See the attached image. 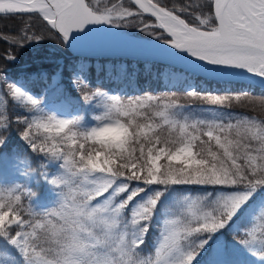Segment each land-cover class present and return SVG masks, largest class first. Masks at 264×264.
<instances>
[{
	"label": "snow or ice",
	"instance_id": "snow-or-ice-1",
	"mask_svg": "<svg viewBox=\"0 0 264 264\" xmlns=\"http://www.w3.org/2000/svg\"><path fill=\"white\" fill-rule=\"evenodd\" d=\"M0 14L28 16L15 34L0 32L4 65L47 39L73 50L93 34L135 28L140 47L187 66L189 97L224 107L264 89V0H0ZM200 73L240 87L205 95L191 79ZM48 79L69 112L47 108L30 76L11 78L0 65V159L14 131L47 159L32 171L28 153H8L17 170L57 193L40 206L28 180L0 182V264H264V119L185 114L175 93L94 89L76 66L73 102ZM154 224L160 235L145 255Z\"/></svg>",
	"mask_w": 264,
	"mask_h": 264
},
{
	"label": "trees",
	"instance_id": "trees-1",
	"mask_svg": "<svg viewBox=\"0 0 264 264\" xmlns=\"http://www.w3.org/2000/svg\"><path fill=\"white\" fill-rule=\"evenodd\" d=\"M115 2V0H113ZM127 2V0H126ZM162 2L171 6L174 3H180L181 0H162ZM28 21L27 15H0V32L5 34H15L24 22ZM33 22L37 28H42L41 22L33 17ZM36 28L33 29L35 31ZM136 33H139L135 30ZM142 36V35H140ZM8 47L7 43L0 40V54ZM0 65L6 66L8 75L12 78L17 70L22 71L24 74L35 70L41 71L38 74L40 82L43 84L47 81L50 75H59L60 90L64 96L75 102L77 98V91L73 87L71 74L72 67L82 68L83 73L87 76L90 86L92 88H99L103 91H114L115 94H120L125 97L140 96L145 93H150L158 96H168L175 93L180 104L184 105L187 109L185 114H196L200 117L210 116L212 113H223L227 118L228 113L235 118L251 117L257 120L264 119V110L261 109L258 103L256 106H250L248 109L231 107L213 106L210 104L202 105L201 103H185L183 104L182 95H184V79L188 75L187 72L181 71L177 68H170L168 65H159L155 62L147 61H126L125 59H105L93 57L83 58V56L73 57L68 48L64 45H58L54 40L47 39L40 43H34L21 49L18 58L15 62L4 65L0 61ZM43 76L44 78H41ZM193 82L199 80L202 85V91L216 93H224V89L232 87L239 88L240 84L233 83L227 84L218 81H211V79L201 78L196 76L191 78ZM38 93H41L40 86L32 87ZM247 90V89H246ZM250 93L259 97V101L264 99L262 93L263 89L253 87ZM40 99L45 100L46 94L41 93ZM212 107V108H209ZM208 108V109H207ZM86 116V119L91 121L93 112L81 113ZM15 128V125L13 126ZM166 134V133H165ZM5 158L0 159V182L11 184H25L28 178L23 174V168L18 171V164L15 161L14 155L8 153L25 152L28 153L32 159V171H35L38 166L47 162V159H40L36 154H31L27 145L20 140L19 136L13 131L10 135L8 146L4 150ZM163 162V161H162ZM10 168H16L17 174L8 175L7 171ZM11 170V169H10ZM52 174L56 172V164L53 162L47 169ZM29 187L36 193L34 202L40 206H52L56 202L54 196H50L49 192L54 190V187L48 184L45 180L39 177L28 180ZM27 204V200H25ZM162 225H153L151 232L147 237V247L145 248V255L152 251L153 245L156 243ZM231 241V235L225 237Z\"/></svg>",
	"mask_w": 264,
	"mask_h": 264
},
{
	"label": "water",
	"instance_id": "water-1",
	"mask_svg": "<svg viewBox=\"0 0 264 264\" xmlns=\"http://www.w3.org/2000/svg\"><path fill=\"white\" fill-rule=\"evenodd\" d=\"M133 36L136 39H144L141 37L138 38L135 35ZM64 47L68 48L67 45H64ZM68 50L70 51V54L73 57L83 56V58L93 57L95 59L105 58L108 60L125 59L126 61L134 60L137 62L140 61H147L150 63L155 62L161 66L168 65L170 68L174 67L181 71H184V67H187L178 60L169 58L165 54L156 52L154 50L142 48L136 44H125V43L117 44L114 43L113 41H109V40L107 41L106 39H104L103 36L100 35L96 36L95 34L89 36L83 41L78 42L75 49L72 50L68 48ZM153 59H158V60H153ZM197 76H201V78L211 79V81L222 82L223 84L226 83L224 79L213 78L203 73L197 74ZM254 87L260 88L258 84Z\"/></svg>",
	"mask_w": 264,
	"mask_h": 264
},
{
	"label": "rangeland",
	"instance_id": "rangeland-1",
	"mask_svg": "<svg viewBox=\"0 0 264 264\" xmlns=\"http://www.w3.org/2000/svg\"><path fill=\"white\" fill-rule=\"evenodd\" d=\"M120 30L124 31L125 33L132 34V36L135 35V36L139 37L140 35H142L141 37L145 38L143 33H136L135 28H125V29H120ZM38 74H41V71L35 70L34 72L30 71V72H28V74H26V73L24 74L22 71L17 70L15 75L12 76V78L18 79V78L23 77V76H30L31 77L30 86L31 87L40 86L41 93L46 94L44 101L47 105V108L55 109L56 111H59V112H65V113L69 112L71 109H70L69 105L65 102L63 97L60 95V92H53L52 91L51 86H50L51 81L49 79H47V81L44 84H43V82H40V78L38 77ZM50 76H52V75H50ZM55 76H56L57 80L59 81V86H60L61 83L59 80V75L57 74ZM110 92L115 94V92L112 90H110ZM41 93H38L39 96L42 95ZM208 93L209 92H205L204 94L207 95ZM210 93H212V92H210ZM216 94H224V93H216ZM142 95H144V94H142ZM213 95H215V94H213ZM181 97H182L181 100L183 101V104H185V103H191V104L201 103L202 105L209 104L205 100L197 99L195 97H189V96L185 95V93ZM258 98L259 97L254 96V94L250 93L249 98L247 100L243 101L242 103L234 102L233 104L226 105L224 107L228 106V107H231L234 109H238V108L248 109L250 106H256L258 103H260ZM213 106H215V105H213ZM209 108H212V107H209ZM81 113H85V112L82 111ZM94 114L95 113H93L92 116ZM10 169H9V171H7L8 175L17 174L16 168H13V169L10 168ZM49 195L54 196L57 199V193L55 190L52 189L51 192H49ZM157 241H158V239H157Z\"/></svg>",
	"mask_w": 264,
	"mask_h": 264
},
{
	"label": "bare ground",
	"instance_id": "bare-ground-1",
	"mask_svg": "<svg viewBox=\"0 0 264 264\" xmlns=\"http://www.w3.org/2000/svg\"><path fill=\"white\" fill-rule=\"evenodd\" d=\"M113 31H122L120 29H113ZM124 32V31H122ZM96 36H103L107 41H113L114 43H125V44H136L139 45V41L136 40L134 36H125L119 34H105V33H96Z\"/></svg>",
	"mask_w": 264,
	"mask_h": 264
}]
</instances>
